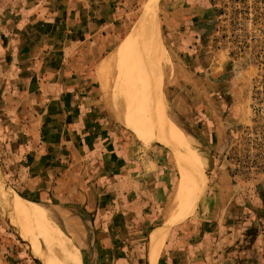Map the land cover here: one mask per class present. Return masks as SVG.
Segmentation results:
<instances>
[{"label": "crops", "instance_id": "obj_1", "mask_svg": "<svg viewBox=\"0 0 264 264\" xmlns=\"http://www.w3.org/2000/svg\"><path fill=\"white\" fill-rule=\"evenodd\" d=\"M119 1L0 0V164L21 198L36 204L52 195L96 213L93 264H151L152 238L161 231L167 238L157 264H264V193L253 203L240 194L227 201L229 188L218 185L196 218L167 226L177 188L169 199V175L147 156L148 147L163 144L130 131L148 149L134 151L117 141L97 106L91 77L119 34ZM164 10L180 101L194 115V83L205 82L194 81V67L220 64L198 39L215 6L167 0Z\"/></svg>", "mask_w": 264, "mask_h": 264}, {"label": "rangeland", "instance_id": "obj_2", "mask_svg": "<svg viewBox=\"0 0 264 264\" xmlns=\"http://www.w3.org/2000/svg\"><path fill=\"white\" fill-rule=\"evenodd\" d=\"M208 1L215 6L216 13L212 21L200 26L202 31L198 39H201L204 50L208 49L211 56L218 57L220 64H215L213 68L205 67V71H196L194 67V81H205L194 83V115L189 114L183 100L180 101L184 90L176 82L180 76L171 59L168 48L170 44L162 24L165 16L164 3L167 0H158L155 9L164 60L154 79L153 90L164 112L180 129L189 145L180 142L172 146L153 144L148 147L151 154L147 156L159 161L161 170L169 175L166 179L170 187L169 199L180 182L177 155L202 157L205 160V170L200 180V198L188 219L198 216L204 199L211 192H216L219 186L229 188V191H225L230 194L226 197L227 201L233 195L240 194L245 202L253 203L264 193V38L245 56L230 58L223 0ZM149 2L150 0H120L118 6L114 7L120 15L119 34L113 41V48L102 53V61L91 77L97 106L111 126L117 129V141L132 143L136 152L147 148L119 121L120 109L125 100L120 89L122 86L127 87L129 82L124 83L116 56ZM261 8L264 12V0H261ZM224 53L230 64L229 70L221 65ZM112 66L114 69L111 71ZM1 151L0 157H5L6 153L2 149ZM64 165H68V162ZM224 175L228 178L227 183L220 180ZM0 176L11 190L10 193L12 192L10 197L20 195L14 176L8 173L4 164H0ZM87 181V178L78 179V183L82 182L84 185L90 184ZM62 190L67 193L68 187L65 186ZM3 199L0 198V264H48L40 259L43 251L47 250L39 236L43 227L49 223L54 225L58 235L78 249L81 264H93L98 247L95 241L96 213H88L50 195L48 201L33 199L47 213L49 221L41 219L30 222L14 213L13 199L5 196ZM159 212L167 216L165 210ZM35 241H38L41 250L34 245Z\"/></svg>", "mask_w": 264, "mask_h": 264}, {"label": "bare ground", "instance_id": "obj_3", "mask_svg": "<svg viewBox=\"0 0 264 264\" xmlns=\"http://www.w3.org/2000/svg\"><path fill=\"white\" fill-rule=\"evenodd\" d=\"M157 4L158 0H150L145 6L140 20L121 45L116 56L124 83L129 82L127 87L122 86L120 89L125 100L120 109L119 121L129 131L150 142L166 146L178 142L189 145L180 129L164 112L153 90L154 79L164 60L155 20ZM112 69L113 66L111 71ZM177 158L180 182L170 206L167 226L186 220L195 210L200 197V180L206 165L202 157L177 155L176 160ZM10 191L0 176V198L3 199L5 196L13 199L12 208L18 217L30 222L41 219L49 221L47 213L41 209V206L21 198L18 194L10 197L12 193ZM39 237L47 250L40 255L42 261L48 264H81L78 249L73 248L70 242L58 235L52 223L43 227ZM166 238L167 232L154 234L150 249L151 264L158 263ZM34 245L41 250L38 241Z\"/></svg>", "mask_w": 264, "mask_h": 264}, {"label": "built area", "instance_id": "obj_4", "mask_svg": "<svg viewBox=\"0 0 264 264\" xmlns=\"http://www.w3.org/2000/svg\"><path fill=\"white\" fill-rule=\"evenodd\" d=\"M261 9V0H223L230 58L245 56L264 38V12Z\"/></svg>", "mask_w": 264, "mask_h": 264}]
</instances>
